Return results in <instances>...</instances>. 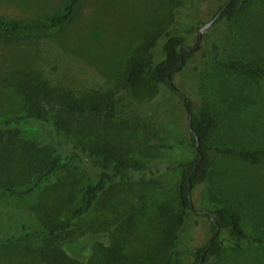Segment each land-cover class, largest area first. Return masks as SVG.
<instances>
[{"label":"rangeland","instance_id":"1","mask_svg":"<svg viewBox=\"0 0 264 264\" xmlns=\"http://www.w3.org/2000/svg\"><path fill=\"white\" fill-rule=\"evenodd\" d=\"M226 1L82 0L72 21L49 35L9 40L0 34V121L25 112L19 82L32 72L75 96L110 93L117 101V115L81 117L76 133L65 142L111 141L126 156L153 169L144 179L108 187L77 222L71 234L73 250L69 249L73 257L86 261L95 245L110 247L121 241L122 253L131 264H188L196 248L214 233L210 219L197 212L226 205L240 213L244 236L238 245L230 230L220 228L221 251L206 264H264V163L251 165L215 151L227 146L264 147V80L254 81L222 65L242 61L264 66V0L253 1L231 23L206 27L194 58L173 76L180 92L216 115L208 139L211 176L191 190L194 211L180 227L175 218L178 183L184 164L197 154L186 108L182 98L164 85L149 81L129 87L123 79L128 59L151 32L182 34L193 48L203 24ZM66 2L0 0V17L47 18ZM163 41L154 50V62L161 56ZM29 141L37 142L41 150L29 152L24 146ZM53 151L50 138L32 129L23 130L19 143L0 147V219L4 218L0 238L16 236L17 241L21 220L41 231L48 216L66 217L95 179L93 170L78 166L53 174L31 196L3 191L7 185L33 181L38 160ZM0 264L42 263L17 249L2 248Z\"/></svg>","mask_w":264,"mask_h":264},{"label":"trees","instance_id":"2","mask_svg":"<svg viewBox=\"0 0 264 264\" xmlns=\"http://www.w3.org/2000/svg\"><path fill=\"white\" fill-rule=\"evenodd\" d=\"M253 1L255 0H227L213 15L212 24L221 21L233 22ZM81 2L82 0H67L61 10L47 18L23 20L0 17V34L9 40L25 35H49L64 28L72 21ZM162 38L164 41L161 44V56L157 62H154V50ZM227 40L229 41L230 37ZM183 44H186V37L182 34L163 30L151 32L128 59L123 73L125 84L129 87H138L147 85L151 81L168 87L182 98V95L170 85L168 74L170 73L173 79L175 69L181 63V53L185 63L191 61L196 55L190 47L188 50L184 48L180 50ZM222 65L254 81L264 80L263 65L242 61L223 62ZM19 90L25 101L26 109L22 114L5 117L0 121V147L5 143L10 145L19 143L23 130L32 129L43 132L49 137L54 151L38 160L33 181L24 180L17 184H10L3 187V191L20 197L31 196L37 187L53 174L78 166L90 168L95 172L96 177L87 185L81 201L70 209L66 217L48 216L43 220L44 229L41 231L32 230L25 221H18L17 241H14L16 236L1 237L0 249H17L28 256L38 258L42 264H131L122 253L121 241L110 247L95 245L94 253L86 261L73 257L69 252V249L73 250L70 248V242L73 241L71 234L75 231L77 222L92 210L94 204L109 186L116 182L141 180L146 178L148 173H153L149 163L126 156L111 141L89 145L72 141L65 142V139L76 133L81 117H115L117 101L110 93L94 97L69 94L49 85L36 72L26 74L20 79ZM187 103L191 110V126L188 125V129L191 140L195 147L198 144L201 155L197 152L194 160L185 163L180 175L179 209L175 215L176 227L182 226L184 220L194 211L191 190L210 179L211 147L208 145V139L216 126V115L205 104L198 103L189 97H187ZM196 138H198L197 142ZM156 145L163 148H174L171 144L157 143ZM24 146L29 152L41 150V146L35 141H29ZM215 151L223 156L238 158L251 165L264 163L263 146L255 148L216 147ZM190 185L191 189H189ZM197 214L210 219L214 233L204 246L196 248L192 253L193 260L188 264H206L211 256L220 253L221 243L217 235L214 236L220 228L230 230L237 238L236 244H240L241 237L244 236V228L238 211L226 205H218L209 212H197ZM35 241L37 243L33 246L32 243ZM79 245L82 249L85 248L84 244L79 243Z\"/></svg>","mask_w":264,"mask_h":264},{"label":"water","instance_id":"3","mask_svg":"<svg viewBox=\"0 0 264 264\" xmlns=\"http://www.w3.org/2000/svg\"><path fill=\"white\" fill-rule=\"evenodd\" d=\"M212 22H213V19H211V20H209V21H207V22H205V23L203 24V26L201 27V29H200V31H199V37H198L197 45H196L195 47H193L192 49H190V50H192V51H196V50H197V48H198V46H199V42H200V39H201V36H202V32H203V30H204L206 27L210 26V25L212 24ZM182 48H187V45H186V44H183V45L181 46L180 50H182ZM184 63H185V59H184V57H183V54L181 53V63H180V65L175 69V71L178 72V71L183 67ZM168 76H169V83H170V85H171V86H172L177 92H179V93L182 95V99H183L184 106H185L186 111H187V113H188V115H189L188 125H189V127H190V126H191V110H190V108H189V106H188V103H187V96H186L184 93L180 92L179 89L174 85L173 80H172V78L170 77V73L168 74ZM190 130L193 131L192 128H190ZM197 141H198V138H196V142H197ZM196 150H197V152L201 155V150H200L198 144H196ZM189 189H191V185L189 186ZM218 231H219V229L215 232V235H214V236H216V235L218 234ZM204 254H205V253H204ZM200 264H201V263H200Z\"/></svg>","mask_w":264,"mask_h":264},{"label":"flooded vegetation","instance_id":"4","mask_svg":"<svg viewBox=\"0 0 264 264\" xmlns=\"http://www.w3.org/2000/svg\"><path fill=\"white\" fill-rule=\"evenodd\" d=\"M184 49H185V50H188V49H190V48H189V46L187 45V48H184ZM182 101H183V99H182Z\"/></svg>","mask_w":264,"mask_h":264}]
</instances>
